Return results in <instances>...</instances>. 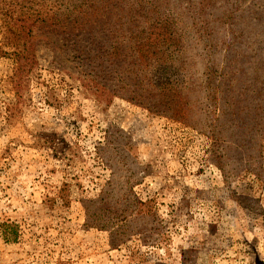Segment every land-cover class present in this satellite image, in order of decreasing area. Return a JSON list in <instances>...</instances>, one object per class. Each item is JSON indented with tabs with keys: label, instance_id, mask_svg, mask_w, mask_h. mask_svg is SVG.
<instances>
[{
	"label": "rangeland",
	"instance_id": "obj_1",
	"mask_svg": "<svg viewBox=\"0 0 264 264\" xmlns=\"http://www.w3.org/2000/svg\"><path fill=\"white\" fill-rule=\"evenodd\" d=\"M86 1L101 4L0 0V264H264V138L244 151L216 142L200 89L214 49L255 96L264 0H114L121 10L95 17L145 7L169 20L187 123L120 98L100 104L84 86L80 56L40 13Z\"/></svg>",
	"mask_w": 264,
	"mask_h": 264
},
{
	"label": "trees",
	"instance_id": "obj_2",
	"mask_svg": "<svg viewBox=\"0 0 264 264\" xmlns=\"http://www.w3.org/2000/svg\"><path fill=\"white\" fill-rule=\"evenodd\" d=\"M100 1L101 4L86 1L69 13L59 10L41 12L40 15L44 16L41 22L44 27L61 32L74 53L80 56L92 83L84 82V86L91 89L100 104L120 98L184 123L192 106L184 94L187 88L179 86L176 80L177 69L173 63L169 64L182 43L173 31L174 26L166 18L148 20L143 16L146 15L143 14L145 7H130L127 9L129 17L116 16L115 21L98 20L95 17L99 13L111 15L120 9L113 4L114 0ZM134 11L139 17L132 16ZM69 30L72 33H67ZM205 41L208 43V38ZM206 55L210 62L205 64L200 89L207 93L203 111L207 114L206 121H210L214 129L211 137L216 142L228 140L235 145L239 143L238 147L243 151L256 149L264 138V67L259 69L261 75L257 77L261 87L253 90L255 96L246 100L243 78L230 62L227 59L223 62L230 68L227 77L226 70L216 63L215 50ZM26 56L28 61L29 55ZM240 59L243 62L246 57ZM238 69L243 71V68ZM235 74L239 82L233 85ZM214 111L218 115L215 119ZM146 206L137 202L133 211L141 215Z\"/></svg>",
	"mask_w": 264,
	"mask_h": 264
}]
</instances>
